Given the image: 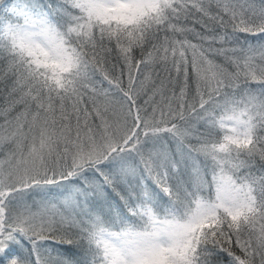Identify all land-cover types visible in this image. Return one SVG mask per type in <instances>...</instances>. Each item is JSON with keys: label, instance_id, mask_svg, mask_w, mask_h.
Masks as SVG:
<instances>
[{"label": "snow or ice", "instance_id": "obj_1", "mask_svg": "<svg viewBox=\"0 0 264 264\" xmlns=\"http://www.w3.org/2000/svg\"><path fill=\"white\" fill-rule=\"evenodd\" d=\"M0 264H264V0H0Z\"/></svg>", "mask_w": 264, "mask_h": 264}, {"label": "trees", "instance_id": "obj_2", "mask_svg": "<svg viewBox=\"0 0 264 264\" xmlns=\"http://www.w3.org/2000/svg\"><path fill=\"white\" fill-rule=\"evenodd\" d=\"M257 2H259V0H257Z\"/></svg>", "mask_w": 264, "mask_h": 264}]
</instances>
